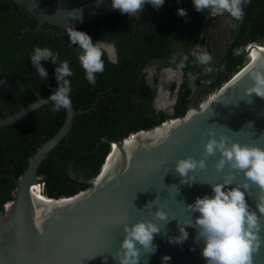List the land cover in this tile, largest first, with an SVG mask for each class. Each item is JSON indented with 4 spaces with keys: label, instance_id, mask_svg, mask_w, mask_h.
I'll list each match as a JSON object with an SVG mask.
<instances>
[{
    "label": "water",
    "instance_id": "1",
    "mask_svg": "<svg viewBox=\"0 0 264 264\" xmlns=\"http://www.w3.org/2000/svg\"><path fill=\"white\" fill-rule=\"evenodd\" d=\"M9 1L36 20L34 30H41L42 25L63 30L76 28L119 12L111 8V0H92L71 9L61 5L51 7L40 0ZM260 56L247 76L231 86L227 84L233 77L224 82L217 88L221 90L227 85L219 97L208 103L205 111L197 109V116L187 123H184L186 113L179 118H169L151 129L130 133L120 141H109V151L97 175L90 181V188L69 197H47L56 203L34 204L27 198L28 187L36 183L38 167L67 135L77 113L73 107L64 109L62 126L30 157L25 171L16 180L13 199L2 213L0 264H119L114 257L123 240V228L140 221L153 222L160 232L154 235V253L137 245L140 249L138 264H206L201 255L203 242L194 241L195 228H185L188 239L181 244L169 243V240L179 236V226L191 224L192 218L199 216V213H190L185 205L192 204L196 198L211 196L209 184L222 183L227 178L233 182L228 188L240 186L249 209L257 215L258 235L262 242L253 254V264H264V212L260 211L261 204H264V191L227 165L223 172H217L215 163L219 154L205 160L203 171L198 169L189 174L196 181L191 186L182 184V178L174 171L175 163L180 159H204L203 146L209 138L208 133L215 138L224 136L228 142L241 146L264 148V99L254 94L246 95V90L252 86L251 73L264 72V53ZM53 93L38 97L18 112L0 119V127L50 104L45 101ZM171 120H179L180 127L164 132L151 152L123 156L126 138L152 132ZM148 139L136 137L131 153ZM112 144L120 157L108 165L96 184L108 158L114 157ZM157 210L166 213L167 220H155L153 214ZM165 257L170 259L165 260Z\"/></svg>",
    "mask_w": 264,
    "mask_h": 264
},
{
    "label": "trees",
    "instance_id": "2",
    "mask_svg": "<svg viewBox=\"0 0 264 264\" xmlns=\"http://www.w3.org/2000/svg\"><path fill=\"white\" fill-rule=\"evenodd\" d=\"M40 1L51 7L61 5L71 9L92 0ZM178 8L184 9L190 17H179ZM195 16H198V21L203 17L195 11L191 0H180V3L165 0L158 10L146 5L137 18L116 12L73 29L89 35L93 43L101 40L115 45L119 66L106 65L111 70L120 68L119 71L123 69L124 72V69L131 70L128 67L130 63L142 65L150 58L166 55L175 43H182L189 50L191 41L197 36L192 26L196 22ZM35 25L36 20L15 3L0 0V119L57 89V86L53 87L57 84L55 65L41 62L48 74L46 80H42L32 67L29 58L35 47L51 48L58 52V64L68 61L74 73L66 77L71 82L69 95L74 111L81 113L74 116L67 135L41 162L37 177L43 184L46 198L69 197L90 188L89 181L95 178L109 151V141H120L130 133L151 129L168 116L163 112L154 115L151 106L154 91L143 81L139 86L140 91H135L133 85L126 88L114 83L109 92L103 91V98L98 97L99 93L96 98L93 96L96 89L90 92L83 87L76 91L78 46H69L66 30L49 25L34 30ZM185 32L190 36L183 42L181 38ZM231 35L229 47L218 53L217 67L206 78L205 92L219 88L241 68L248 43H258L264 39V0H250L244 6V19ZM103 59L104 63H108ZM220 64L222 67L218 66ZM136 93L143 97L142 102L145 103L133 109L129 104ZM191 95V90L183 83L171 118L188 113ZM92 103L95 106L91 107ZM52 107L51 103L46 104L0 127V214L3 213V205L13 199L16 180L25 171L30 157L63 124L65 110L53 113ZM156 115L158 118H155Z\"/></svg>",
    "mask_w": 264,
    "mask_h": 264
},
{
    "label": "clouds",
    "instance_id": "3",
    "mask_svg": "<svg viewBox=\"0 0 264 264\" xmlns=\"http://www.w3.org/2000/svg\"><path fill=\"white\" fill-rule=\"evenodd\" d=\"M249 2L250 0H191L193 8L198 13L207 11V15L211 17L227 13L236 21L243 19L244 6ZM164 3L165 0H111V8L118 10L121 14H127L128 17L137 18L144 5H150L153 9L158 10ZM177 3H180V0H177ZM177 15L183 18L187 16V13L184 9L178 8ZM66 34L70 41L69 46H78L77 59L84 71L85 79L90 85L95 86L96 74H102L105 70L103 56L106 46L101 43V40L93 43L89 35L71 27L66 29ZM253 44L257 43H248L245 47V60L247 49ZM194 48L199 49L200 46ZM191 55L200 65H209L212 60L211 55L207 52L194 50ZM187 60L188 55H183L177 68L183 69ZM29 61L42 80H46L48 74L41 62L55 65L54 74L58 86L45 103L51 102L53 113L61 109H70L72 107L69 95L71 82L66 77H71L74 73L70 69L68 61H61L58 64V52H54L51 48L40 47L33 49ZM245 63L246 61L243 65ZM213 70L211 67L205 69L208 73ZM166 71L172 72V69ZM250 78L252 86L246 90V95L254 94L256 97L264 99V72L253 71ZM204 107H209V105ZM207 135L209 138L203 146L204 159L197 161L188 157L175 163L174 171L182 178V184L191 186L195 183V179L189 174L198 169L203 171L206 168L205 160L219 154V159L215 163L217 172H223L227 165L233 172L242 173L248 181L264 191V148L256 145L241 146L238 143L228 142L224 136L215 138L212 133ZM190 179L191 182H189ZM232 183V179L227 178L222 183L209 184L211 185V196L205 195L203 198H196L192 204L185 205L190 213H199V216L195 219L192 218L191 224L179 226V236L171 238L169 243H183L188 239V232L185 228L193 227L197 230L194 241L203 242L201 255L206 264H253V254L259 250L262 242L258 235L260 226L257 215L249 209L246 203L245 193L240 190L241 187L228 188ZM7 204L8 202L3 205V212ZM260 211L264 212V204H261ZM153 218L165 221L167 214L157 210L154 212ZM123 232L120 249L114 257L119 261V264H138L140 249L137 248V245L146 251L150 250L153 253L156 251V246L152 242L154 235L159 234L160 229L153 222L140 221L131 226L125 225ZM164 259L170 258L165 257Z\"/></svg>",
    "mask_w": 264,
    "mask_h": 264
},
{
    "label": "flooded vegetation",
    "instance_id": "4",
    "mask_svg": "<svg viewBox=\"0 0 264 264\" xmlns=\"http://www.w3.org/2000/svg\"><path fill=\"white\" fill-rule=\"evenodd\" d=\"M187 7L190 10V6L187 5ZM199 13L203 17L202 19H200V21H198L199 19L198 16H195L196 22L192 23L193 24L192 26L194 28L193 32L197 36L194 40L191 41L189 50L184 48L185 46L182 43L180 44L175 43L171 46L167 54L164 56L150 58L148 62L142 65L138 63H130L128 67L131 68V70H128V71H126V69H124L125 70L124 72H123V69L122 71H119L120 68L119 69L115 68L112 70L109 69V67L107 66L108 64L112 66H119V64L117 63V57H118L117 50L115 48V45L108 43V42L101 41V43L106 46V50H105L103 57L108 62V63H105L104 72L102 74L100 73L96 74V84L95 86H92L84 78L85 74H84L83 69L80 66V63L76 64V91L82 90L83 87H85V89H87L90 92L93 89H96L95 95L93 96L96 98L97 97L96 94L99 93L100 95H98V97L103 98L104 96H101L103 91L109 92L111 89V86H113L114 83L118 86H123L126 88L129 85L130 86L133 85L135 91H140L141 89H139V86L141 85V82L143 81L146 85H148L154 91V98L151 103L154 115L155 114L158 115L159 113L163 112L165 115L168 116L167 119L171 118L173 114V107L176 103L177 94L181 88V85L183 83H186L187 88L191 90V93H193L195 89L194 87H196V84L198 85L200 84V82H202V79H200V76L202 73V69H201L202 65L198 64L195 61L194 57L191 55V52L194 50L200 52L202 41L205 38L206 28L208 27L209 25L208 23L212 17L207 15V11L199 12ZM223 16H225V13L222 15V17ZM186 17H190V14H187ZM254 18H256V16ZM230 19H231V22H233L234 24L238 22L237 23L238 25L242 22V20L244 19V16H243V19L240 21H236L232 17H230ZM237 25L234 28L230 29L229 36L227 37L225 43H223L224 47L218 50V53H220V51L222 50L225 51L226 48L229 47V44L232 38V35H231L232 30L235 29ZM188 36H190V34L188 32H185L184 35H182V38H181L182 41L185 42ZM109 45H111V47H109ZM195 46H200V48L195 49L194 48ZM248 50H249V47L247 49V52ZM212 52L213 51H211L210 48H208V54H212ZM183 55H188V60L185 62L186 66L183 69H178L177 65L181 62ZM218 60H219L218 54H216V61L214 63H211L212 64L211 66L214 70L217 67L216 65L218 63ZM218 66L222 67L221 64ZM167 69H172V72L166 71ZM167 75H169V77L171 78H169L170 80L167 81V84H166L165 79ZM162 83H164V86H165L164 91H166V94L164 93V97L165 96H167V98L171 97V99L173 100V102L170 104L171 106L170 107L166 106L167 108L165 107L163 108L161 107L162 105L160 106L157 104L158 103L157 99L160 95ZM205 83H206V80H205ZM55 86H58V85L55 84L53 87ZM53 92H55V90L52 91V93ZM209 93H211V91L205 92L204 90V95L207 96ZM133 99H132L133 102L129 104L131 106L130 108H133V109L140 108V106L145 103V102H142L143 97L140 96L138 93H136L133 96ZM94 103H92L91 107L95 106ZM76 112H77L76 114L81 113L80 111H76ZM155 118H158V116ZM35 184L38 187H40L41 192L43 193V184L38 181V177H37ZM7 207L8 205L5 206V209Z\"/></svg>",
    "mask_w": 264,
    "mask_h": 264
},
{
    "label": "bare ground",
    "instance_id": "5",
    "mask_svg": "<svg viewBox=\"0 0 264 264\" xmlns=\"http://www.w3.org/2000/svg\"><path fill=\"white\" fill-rule=\"evenodd\" d=\"M259 52H261V53H259ZM263 53H264V44H262V45H258V44L250 45L249 46V50L247 52V56H246V58H247L246 63L243 65V68L240 69L239 72L236 73L233 76V78L231 79L230 83L227 84V85L231 86L235 81H237L238 79H241L242 77H244V75L247 76L246 73H250L252 71V69L254 68V66L256 65V63L258 62V60L261 57L260 54H263ZM250 63H252L251 66H250ZM161 86L162 87H161L160 95H159V97L157 99V102H159L158 105H162L163 106L165 104V101H164V98H165L164 97V93L165 92L163 91V90H165L164 83H162ZM226 86H224L221 90L217 89L212 94L211 99H209L207 101V104L210 103L211 101L216 100ZM207 108L208 107H204V108L202 107L201 109H202V111H205ZM195 116H197L196 112H190L184 118V123H187L188 121L192 120ZM180 124H181V122H179V120H175L174 122L170 121V122H167L162 127L156 128L152 132H147V133L141 132L139 135H137V138H147L148 137L149 139L146 140L145 143H142L140 145L139 149H137L133 153H131V150H132L131 146H132V143H133V141H134V139L136 137L131 135L128 138V140L125 139L126 141H124V144H125V146L127 145V148H125V146H124L123 156L124 155H142V154L151 152V148L153 146H155V144L161 138V136L164 134V132H167L168 129H170V128L172 129V131H174L175 128L177 130V128L180 127ZM112 149H113L112 153H113L114 157L110 156L108 158V161H107L106 165L102 168L101 173H100L99 177L96 180V184H97L101 174L108 167V165L111 164L116 158L120 157L118 155V151L116 152V146L114 144H112ZM27 198L29 199L30 202H32L34 204L56 203V202H53L52 200L46 198L43 195V193L41 192L40 187L36 186V184H31V186L28 187ZM60 201H63V200H60Z\"/></svg>",
    "mask_w": 264,
    "mask_h": 264
},
{
    "label": "rangeland",
    "instance_id": "6",
    "mask_svg": "<svg viewBox=\"0 0 264 264\" xmlns=\"http://www.w3.org/2000/svg\"><path fill=\"white\" fill-rule=\"evenodd\" d=\"M230 17L231 16L229 14L227 15L226 13H225V16H223V17H222V15H217V16L212 17L208 23L209 25L206 28L205 38L202 41V46H201L200 52H207L208 53V48H210V50L213 51L212 54H209V55H211L212 60H211L209 65H202L201 66L202 73H201L200 79H202V82H200V84H198V85L196 84V87H194L195 89L191 95V102H190V106L188 109L189 111L187 114H189L190 112H196V110L199 108H202V107L204 108V106L207 104V101L209 99H211L212 94L217 90V89L215 90V88L211 89L212 90V91L210 90L211 93H209L207 96L204 95V89L206 88L205 80L209 75V73L206 72L205 69L207 67H212L211 63H214L216 61V54H218V50H220L224 47L223 43H225L227 37L229 36L230 29L234 28L238 23V22H236L234 24L233 22H231ZM257 44L258 45L264 44V39L261 40L260 42H258ZM246 60H247V58H246ZM242 68L243 67L241 66V69ZM168 77H169V75H167L166 79H165L166 84H167V81L170 80L169 78H171V77H169V78ZM164 92L166 94V91H164ZM164 101H165V104L163 106L160 105L163 108L164 107L165 108L170 107L171 106L170 104L173 102L171 97L167 98V96H165ZM172 121L174 122L175 120H172ZM6 209H8V208H6ZM2 217H3V214H2V216H0V218H2Z\"/></svg>",
    "mask_w": 264,
    "mask_h": 264
}]
</instances>
